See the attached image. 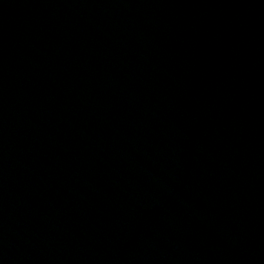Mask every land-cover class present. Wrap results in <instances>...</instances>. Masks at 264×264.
<instances>
[{"label":"water","instance_id":"1","mask_svg":"<svg viewBox=\"0 0 264 264\" xmlns=\"http://www.w3.org/2000/svg\"><path fill=\"white\" fill-rule=\"evenodd\" d=\"M0 264H264V0H0Z\"/></svg>","mask_w":264,"mask_h":264}]
</instances>
